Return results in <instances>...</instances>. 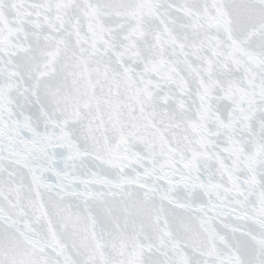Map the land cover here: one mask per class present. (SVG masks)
<instances>
[{
	"label": "snow or ice",
	"instance_id": "1",
	"mask_svg": "<svg viewBox=\"0 0 264 264\" xmlns=\"http://www.w3.org/2000/svg\"><path fill=\"white\" fill-rule=\"evenodd\" d=\"M0 264H264V0H0Z\"/></svg>",
	"mask_w": 264,
	"mask_h": 264
}]
</instances>
